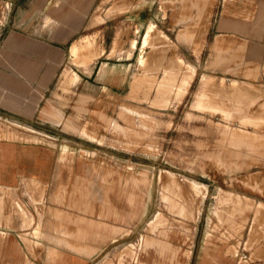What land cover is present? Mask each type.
Listing matches in <instances>:
<instances>
[{
    "label": "rangeland",
    "instance_id": "1",
    "mask_svg": "<svg viewBox=\"0 0 264 264\" xmlns=\"http://www.w3.org/2000/svg\"><path fill=\"white\" fill-rule=\"evenodd\" d=\"M107 1L111 8L94 12L98 21L120 10V0ZM139 3L147 5L148 18L157 16L147 32L125 17L109 25L110 37L105 39L107 25L88 27L67 50L51 99L52 111H66L67 131L74 134L58 140L33 134L23 129L27 120L5 115L0 142L90 150L55 158L69 179L50 211L97 206L101 220L126 226L115 234L125 238L114 250L116 257L138 260L131 264H264L263 46L238 41L233 24L225 26L233 32L219 31L223 17L238 20V0ZM5 10L0 3V31ZM151 30L157 32L144 40ZM75 44L82 58L73 55ZM106 49L110 62L122 64L117 71L126 82L97 89L93 101L80 103L75 84L81 76L72 68L90 75ZM92 78L97 84L96 72ZM81 159L91 160L84 171L98 177V199L90 200L89 185L75 180ZM140 242L138 256L133 246Z\"/></svg>",
    "mask_w": 264,
    "mask_h": 264
},
{
    "label": "crops",
    "instance_id": "2",
    "mask_svg": "<svg viewBox=\"0 0 264 264\" xmlns=\"http://www.w3.org/2000/svg\"><path fill=\"white\" fill-rule=\"evenodd\" d=\"M0 3L8 15L2 24L4 30L0 31V119L10 115L11 119L27 120L23 129L57 140L63 134H74L67 131L71 119L66 122V111L63 108L52 111L56 102L51 99L55 98L54 77L72 43L81 39L88 27L107 25L106 39L110 37L109 25L119 19L131 17L140 31L146 32L148 25L157 19L155 15L147 17V5H140L139 0L117 1L120 10L112 17L101 16L102 21H98L99 15L94 12L105 5L111 8L106 0H0ZM125 8H131L133 13L128 16L129 10L124 11ZM228 23L238 28V41L263 46L258 55L259 62L264 64V0H238V20L231 23L223 17L219 31L233 32L225 27ZM156 32L149 31L144 40ZM141 48L137 47L132 54ZM71 51L76 57H83L79 44ZM109 54L106 49L98 57L90 75L81 66L72 68L81 76L75 84L80 89L79 102L83 98L93 101L97 89L124 86L126 81L117 71L122 64L110 62ZM102 57L107 61L102 62V67L97 66ZM95 72L99 77L97 84L92 78ZM57 114H62L60 120ZM85 130L81 127L78 135L84 137ZM82 151L90 152L64 144L0 142V264L137 263L135 257L131 259L125 254L116 257L114 249L125 235L115 234L126 226L101 220L97 206L85 212L60 208L50 211L51 199L60 198L58 188L69 179L65 166L55 158L66 152ZM75 167L80 169L75 180L89 185L90 200L98 199V177L92 171L90 176L84 171L92 168L91 160H77ZM142 247L143 242L133 246L138 256Z\"/></svg>",
    "mask_w": 264,
    "mask_h": 264
},
{
    "label": "bare ground",
    "instance_id": "3",
    "mask_svg": "<svg viewBox=\"0 0 264 264\" xmlns=\"http://www.w3.org/2000/svg\"><path fill=\"white\" fill-rule=\"evenodd\" d=\"M190 79V78H189ZM113 126H119V125H117L116 123H115V125H113ZM120 128V127H119ZM140 177V176H139ZM168 248V247H167Z\"/></svg>",
    "mask_w": 264,
    "mask_h": 264
}]
</instances>
